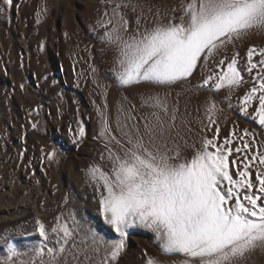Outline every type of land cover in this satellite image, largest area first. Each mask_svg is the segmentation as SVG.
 I'll return each instance as SVG.
<instances>
[{
  "label": "snow or ice",
  "instance_id": "6c2138e0",
  "mask_svg": "<svg viewBox=\"0 0 264 264\" xmlns=\"http://www.w3.org/2000/svg\"><path fill=\"white\" fill-rule=\"evenodd\" d=\"M4 3L12 6L14 0ZM122 7H131L134 13L141 9L134 28L120 11ZM179 11L177 16L174 7L169 15L165 9V23L161 9L152 13L149 7L155 18L149 27L142 6L129 0L117 3L111 16L105 12L107 19L100 25L105 29L103 40L115 47V83L124 89L146 86L141 92V107L152 109L143 130L136 124L124 130L127 124L117 122L123 141L112 134L107 117L101 113L99 135L115 147L107 149L110 168L106 171L93 165L88 175L99 196V214L115 238H106L92 227L85 229L75 216L71 223L61 216L50 230L57 237L58 248L45 244L25 260L7 236L0 237L7 243V254L0 264H67L68 254L77 264H81L78 255H83L87 264H113L125 252L129 230L136 228L153 232L161 255L179 257V264H250L257 253L264 255V151L256 153L252 148L255 141L243 137H239L242 146H230L233 132L222 143L217 136L205 137L188 158L171 141L178 106L170 110V93L161 96L153 91L192 84L198 69L223 55L215 65L220 71H209L192 87L209 93L238 89L246 83L242 75L246 71L253 86L240 98L239 112L256 122L264 134V47H249L243 67L238 51L231 57L226 55L229 46L235 49L250 33L264 32V0H182ZM254 102L256 107L250 113ZM203 109L206 128L216 125L215 116L222 109L213 95L206 97ZM128 118L134 119L130 114ZM215 131L219 133L218 126ZM77 134L85 135L82 125ZM255 135L244 130V136ZM55 157V151L47 155L49 160ZM36 225L42 241H50L45 223L37 219ZM70 242L75 252L67 248ZM146 264L163 262L148 257Z\"/></svg>",
  "mask_w": 264,
  "mask_h": 264
},
{
  "label": "rangeland",
  "instance_id": "374dc122",
  "mask_svg": "<svg viewBox=\"0 0 264 264\" xmlns=\"http://www.w3.org/2000/svg\"><path fill=\"white\" fill-rule=\"evenodd\" d=\"M128 2L129 0H14L13 5L9 6L4 3V0H0V9H3L0 11V57L2 58L0 67H3V74L1 71L0 77H6L7 82V86L3 87L0 92V114L9 119L14 114L12 103L21 101L22 98H26L32 105H35V111L40 110L39 102L41 100L49 103L52 110L50 118L52 119L48 123L32 122L36 124V127L33 128L32 124L31 128L26 129L25 138L29 133L36 132L44 140H49L52 151L56 152V157L51 160V165L61 173L65 170L68 157L73 155L79 180L89 190L87 193H95L97 196L98 193L95 191L93 182L86 180L90 178L83 172V168H86L87 165L89 167L100 165L107 171L108 165L110 166L107 160V149L115 147L107 137L99 135L102 127L101 113L107 117L112 134L122 141L124 137L121 131L117 130L118 121L121 126L127 124V129L124 130H130L133 124L139 125L143 130L144 119L146 117L151 119L149 114L152 109L141 107V92L146 86L128 89L117 86L112 73L115 47L108 45L102 38L105 29L100 25L102 20L107 19L104 13L107 12L111 16L112 9L117 3ZM181 2L182 0H131V3H138L142 6L144 19L149 27L153 25L155 19L153 14L148 12L149 7L152 8V13H155L158 8L161 9L162 22L166 23L167 16L164 15V10L167 9L168 14L171 15V9L175 7L176 15L179 16ZM120 11L130 19L134 28L135 18L141 9L138 8L134 13L131 7H122ZM20 37L29 45L28 67H31L30 74L24 72L26 64L23 67L19 65L20 54L23 51L21 47H18V45L20 46ZM252 46L264 47V32L250 33L243 40L237 42L235 49L229 46L226 55L231 57L234 51H238L240 66L243 67L246 64L247 49ZM223 58V55H219L210 61L206 68L198 69L194 74L195 78L192 80V84H179L169 89L153 90L159 91L161 96L170 93L167 97L170 110L173 106H178L176 126L170 130L171 141L178 144L183 154L188 158H191L195 150L201 147L205 137L217 136L218 142L222 143L224 138L229 137L233 132L235 137L230 146H242L239 137H243L244 140L255 141L252 148L256 153L264 151V146H262L264 134H261L258 124L239 112L240 98L253 86L249 73L242 72L246 83L238 89L224 88L217 93H209L205 90L197 91L192 87V85L201 82L203 76L209 71L214 69L219 72L220 69L215 65ZM11 66L12 69L13 67L15 69L16 78L14 77L13 82L10 83L11 73L7 68ZM58 66L59 68H54ZM60 67L63 68L60 69ZM93 68L96 69L95 72L92 71ZM65 81L73 85L70 90L66 89ZM209 95L214 96L222 111L215 116L216 125L206 128L208 121L204 117L203 103ZM83 103L89 109L85 115L79 106ZM133 105L135 107H132ZM255 107L254 102L249 112L252 113ZM129 114L134 119H129ZM86 115L88 116L87 120L89 118L93 121L91 138L86 135L79 137L77 134L79 127L81 125L84 127V116ZM165 119L168 118L165 117ZM48 126L52 127V133L48 131ZM217 126L220 129L218 134L215 131ZM12 128H8L7 134L0 138V182L4 178L12 177L19 162L27 159L23 153L25 151H22L24 150V141L19 140L17 136L16 139L11 140L8 136V134H14ZM245 129L255 132L257 135L244 136ZM172 146L170 142L169 147ZM101 156L105 157L104 163L98 161L102 160ZM232 158L234 157H230V160ZM230 168L233 172L235 171L231 165ZM70 174L74 175L75 173L70 172ZM255 175L256 168L253 166V180H255ZM59 190L58 187L54 189L62 201L64 200L63 192ZM1 200L9 204L14 201V197L10 194L2 195ZM71 208L74 215L76 214V220L81 224L90 223V221L98 224L97 220L92 218L98 215L99 206L91 207L90 204V207H87L86 203L79 202L76 207L71 205ZM85 208L90 209V216L86 212L82 215ZM67 216L65 210L63 217L66 219ZM140 229L145 231L146 237L154 236L156 240L153 232L143 228L130 229L129 237L133 238L137 235L136 230ZM9 240L11 241V239ZM156 244V247L159 248L157 240ZM152 247L153 245L149 243L143 246L140 254V256L143 255L142 260L138 264H146L148 257L156 258V256L165 264H172L175 259H180L176 256L161 255L160 251L155 253ZM23 250H18L23 254L22 258L24 255L32 256L31 251L23 252ZM6 254V249H0V260ZM121 256L120 259H128L126 254ZM250 264H264V255L257 253Z\"/></svg>",
  "mask_w": 264,
  "mask_h": 264
},
{
  "label": "bare ground",
  "instance_id": "6f19581e",
  "mask_svg": "<svg viewBox=\"0 0 264 264\" xmlns=\"http://www.w3.org/2000/svg\"><path fill=\"white\" fill-rule=\"evenodd\" d=\"M20 39V46L18 45V47H21L23 51H21L22 54H20L21 58L19 59V65L20 67H23L24 64H26V67H24V72L30 74L31 67H28L30 53L29 45L21 37ZM0 60H2L1 57ZM54 68H59V66ZM62 68L63 67H60V69ZM7 70L11 73L9 76V82L11 83L16 76V72L14 67L12 69V66L7 68ZM1 71L3 74V67H0V74ZM64 84L67 90H70V87L73 86L70 83L68 84L67 81H65ZM6 86V77H0V92L2 91L1 89ZM22 100H18L19 102L14 100V102L12 101L14 114L11 115L9 119L4 118L1 116L2 114H0V138H3V136L7 134V131H9L8 128L13 127L12 130L14 134H8V136L11 138V140L16 139L17 136L19 140L24 141V150L22 151H25L23 153H25V156H27L25 161L21 160L19 162L17 165L18 167L15 168L16 172L12 177L6 179L4 178L0 182V237L7 236L8 240L11 239L10 242L16 246L17 250L22 251L24 249L23 252L31 251L33 256L34 250L38 247H43L45 244H47L48 247H59V245L56 243L57 237L55 234H51L50 232L51 228L56 224L57 217H63V212L66 210L68 214L66 220L71 223V217L76 215H74L71 205L72 207H76L79 202H84L86 203L87 207H90V204L91 207L93 205L98 207L99 196H97V194L95 195V193H87L89 190L84 185H82L81 181L79 180V173L76 171L77 168L75 167L73 155L68 157L69 160L67 161L65 170H63L61 173L58 171V169H54V167L51 165V160L47 159L48 153L52 152V145L50 144L51 142L49 140H44L36 132L31 134L29 133V135H27L25 138V131L26 129L31 128L33 124L32 122L41 121L48 123V121L52 119L50 118L52 117V110L50 105H48L49 103L47 104L42 100L39 102L40 110L36 111L35 105H32L30 101H28L26 98H22ZM79 106L82 108L81 111L85 115L89 110L88 107L85 106V103ZM84 117L85 123L83 124L85 135L88 138H91L90 132H92L93 121L89 120L88 118L90 121V123H88V116L86 115ZM51 128L48 126V131L50 133H52ZM98 161L100 163L105 162V160ZM89 168V165H87L86 168H83V172L87 176H89ZM107 168L109 169L110 166L108 165ZM70 172H74L75 174L71 175ZM86 180L89 181L90 179ZM57 187L63 192L62 197L64 200L62 201H60L57 191H54V189ZM7 194H10L14 197V201H11L9 204L1 200L2 195ZM89 210V208H85L84 212L82 211V215L86 212V214L89 213L90 216L91 211ZM37 219L44 222L48 228L51 236L50 241H42V238H40L36 232ZM92 219H96L98 224L91 223V221L90 223H82L85 229L92 227L106 238H115V233H113L110 227L104 223L102 216L99 213ZM136 232L137 235H135L133 238L132 236L128 237L127 247L125 252L122 254H126L128 259H120V257H122L120 256L118 261L113 262V264H138V262L142 260L143 256H140L143 250L142 248L148 243L153 245L152 249L155 251V253H159L160 250L158 247H156L157 244L154 236L146 237L144 235L145 231L141 229L136 230ZM79 240L80 237L77 236V244H79ZM5 244L7 245L5 239L0 238V249L4 248L7 250V248H5L7 246H4ZM67 248L73 252L76 251L71 242L67 245ZM30 256L31 255L28 257ZM28 257L24 255L22 259L26 260ZM156 258L160 260V258L157 256ZM66 261L67 264H77L76 261H73L71 254L66 256ZM77 261L81 262V264H87V262L84 261L83 255H78ZM175 261L176 264H179V259H175Z\"/></svg>",
  "mask_w": 264,
  "mask_h": 264
}]
</instances>
